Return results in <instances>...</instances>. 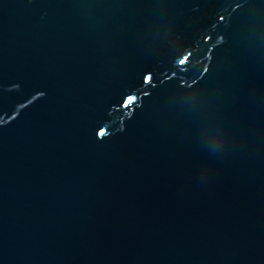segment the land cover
<instances>
[{"label": "water", "instance_id": "1", "mask_svg": "<svg viewBox=\"0 0 264 264\" xmlns=\"http://www.w3.org/2000/svg\"><path fill=\"white\" fill-rule=\"evenodd\" d=\"M0 264H264V0H0Z\"/></svg>", "mask_w": 264, "mask_h": 264}]
</instances>
